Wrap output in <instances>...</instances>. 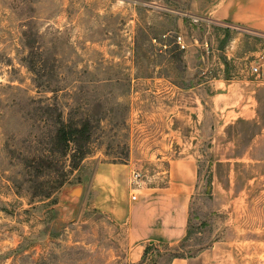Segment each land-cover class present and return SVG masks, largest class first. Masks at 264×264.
<instances>
[{
	"label": "rangeland",
	"instance_id": "obj_1",
	"mask_svg": "<svg viewBox=\"0 0 264 264\" xmlns=\"http://www.w3.org/2000/svg\"><path fill=\"white\" fill-rule=\"evenodd\" d=\"M192 1L0 0V264H169L215 243L264 264V133L212 103L263 55ZM183 158L187 237L129 262L132 196Z\"/></svg>",
	"mask_w": 264,
	"mask_h": 264
},
{
	"label": "crops",
	"instance_id": "obj_2",
	"mask_svg": "<svg viewBox=\"0 0 264 264\" xmlns=\"http://www.w3.org/2000/svg\"><path fill=\"white\" fill-rule=\"evenodd\" d=\"M192 11L208 21L227 25L259 41L253 54L264 59V0H193ZM261 71L236 79H217L213 105L223 112L222 123L250 122L259 125L260 138L264 114V60ZM261 164V160H257ZM198 168L191 158L176 159L169 168L168 184L144 187L129 211V249L127 259L138 263L149 246L176 245L188 235L191 199L197 187ZM226 248L227 254H222ZM234 249L222 243L201 251L196 257L174 256L169 264H239ZM236 262V263H235Z\"/></svg>",
	"mask_w": 264,
	"mask_h": 264
},
{
	"label": "built area",
	"instance_id": "obj_3",
	"mask_svg": "<svg viewBox=\"0 0 264 264\" xmlns=\"http://www.w3.org/2000/svg\"><path fill=\"white\" fill-rule=\"evenodd\" d=\"M253 72L254 73H259L260 72V67L254 66L253 67ZM139 177H140V173L139 172H134L133 173V177H132V180H133L132 182H135L134 184H136V182H138ZM134 189H136V188H134ZM132 198L135 200L137 198V195H133Z\"/></svg>",
	"mask_w": 264,
	"mask_h": 264
},
{
	"label": "trees",
	"instance_id": "obj_4",
	"mask_svg": "<svg viewBox=\"0 0 264 264\" xmlns=\"http://www.w3.org/2000/svg\"><path fill=\"white\" fill-rule=\"evenodd\" d=\"M79 131H80L79 129H77V130L75 129V131H72L71 133H72V134H75V133H78ZM67 139H68V138H67ZM150 247H151V246H149V247L147 248V250H146V252H145V256L149 254Z\"/></svg>",
	"mask_w": 264,
	"mask_h": 264
}]
</instances>
